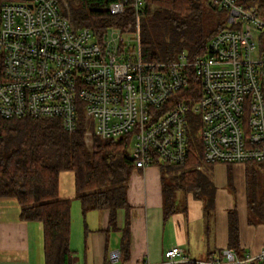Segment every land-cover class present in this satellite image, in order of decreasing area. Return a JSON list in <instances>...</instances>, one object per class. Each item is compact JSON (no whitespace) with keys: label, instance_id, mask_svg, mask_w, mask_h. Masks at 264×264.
<instances>
[{"label":"built area","instance_id":"2783aa9c","mask_svg":"<svg viewBox=\"0 0 264 264\" xmlns=\"http://www.w3.org/2000/svg\"><path fill=\"white\" fill-rule=\"evenodd\" d=\"M208 1L228 17L208 39L205 52L148 61L138 50L144 0L110 2V14L129 6L134 20L107 28L100 39L66 18L61 0H2L0 118L56 117L71 132L81 110L92 123L84 133L87 144L92 136L129 135L133 168L143 169L158 161L182 165L187 160L189 116L194 114L205 163L264 162V19L236 0ZM193 78L199 84L197 99L169 101ZM163 255L166 264L264 261V249L238 256L226 248L193 259L172 246ZM118 259L117 252L111 254L112 262Z\"/></svg>","mask_w":264,"mask_h":264},{"label":"trees","instance_id":"16d2710c","mask_svg":"<svg viewBox=\"0 0 264 264\" xmlns=\"http://www.w3.org/2000/svg\"><path fill=\"white\" fill-rule=\"evenodd\" d=\"M112 1L117 0H61V11L75 27L90 28L100 39L107 28L123 27L134 20L129 6L121 14H110L107 7ZM236 2L244 8H254L264 19V0ZM209 9L219 8L208 0H144L138 28L140 58L169 61L182 52L189 58L204 53L208 39L225 26L217 22L211 28L206 27ZM198 95L199 84L193 78L187 88L171 94L169 101L179 96L181 101L191 103ZM189 121L187 160L182 165L154 163L162 175L164 214L174 210V192L183 191L203 203V214L208 220L214 210L216 186L211 167L215 164L203 161L197 115L191 114ZM89 128L92 123L81 110L71 132L56 117L0 118V197L17 201L20 219L41 223L44 264L73 263L69 248L70 199L58 196L60 172L73 173L75 195L83 215L89 210H107L108 227L116 229L117 210L129 209L126 192L134 165L128 152L130 136L117 139L92 136L87 144L84 133ZM243 165L247 220L250 224H264V162ZM227 166V186L233 190L231 164ZM127 227L126 219L123 247H127ZM228 248L238 256L244 255L238 251V216L234 209L228 211Z\"/></svg>","mask_w":264,"mask_h":264},{"label":"crops","instance_id":"0c3cea01","mask_svg":"<svg viewBox=\"0 0 264 264\" xmlns=\"http://www.w3.org/2000/svg\"><path fill=\"white\" fill-rule=\"evenodd\" d=\"M226 165L217 163L211 167L216 192L214 210L208 220L203 214V203L190 193L192 197H186L184 212L174 206V210L165 215L159 166L133 168L126 192L129 209L117 210L116 229L108 227L107 210L81 213L73 173L60 172L58 196L70 199L72 264H140L143 260L166 264L163 253L172 246H179L190 258H204L228 248V211L233 209L238 216L239 253L262 251L264 224H250L247 220L245 166L231 164V171L241 178L238 187L235 189L233 185L231 190L227 186V172L223 173L224 168L228 169ZM19 211L14 198L0 197V264H44L42 225L38 221L20 219ZM126 219L127 247H123ZM114 252L119 254V259L112 262Z\"/></svg>","mask_w":264,"mask_h":264},{"label":"rangeland","instance_id":"374dc122","mask_svg":"<svg viewBox=\"0 0 264 264\" xmlns=\"http://www.w3.org/2000/svg\"><path fill=\"white\" fill-rule=\"evenodd\" d=\"M227 17H228V13L225 10L218 9V10H214L213 11V10L209 9V14L206 17V21L208 23L206 25V27L207 28H211L217 22H223V24H225L226 20H227ZM263 47H264V41H263ZM225 172H227V169L224 168L223 173L225 174ZM232 173H233V171H232ZM240 175H241V172H240ZM232 176L234 178L233 179V185L235 186L234 188L236 189V187H238V181H240L241 178L240 177L238 178L237 176H235V173H233ZM218 188H220V186H218ZM221 188H222V186H221ZM189 195H190L189 193H186V192H183V191L174 192V194H173V203H174V206L177 207L176 208L177 210H179L181 212H184L183 207H185V205H186L185 204V200H187L186 197L189 196ZM78 217H80V216H78Z\"/></svg>","mask_w":264,"mask_h":264}]
</instances>
